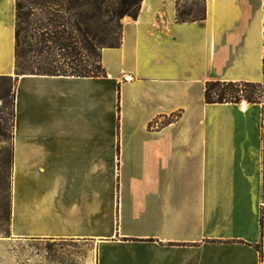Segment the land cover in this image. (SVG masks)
Masks as SVG:
<instances>
[{"label": "crops", "instance_id": "0c3cea01", "mask_svg": "<svg viewBox=\"0 0 264 264\" xmlns=\"http://www.w3.org/2000/svg\"><path fill=\"white\" fill-rule=\"evenodd\" d=\"M176 2L123 18L106 75L17 77L15 237L91 242L92 264H264V102L205 98L264 83V0H207L183 23ZM16 7L0 0V76H16Z\"/></svg>", "mask_w": 264, "mask_h": 264}, {"label": "trees", "instance_id": "16d2710c", "mask_svg": "<svg viewBox=\"0 0 264 264\" xmlns=\"http://www.w3.org/2000/svg\"><path fill=\"white\" fill-rule=\"evenodd\" d=\"M204 7L182 6L177 0V21L194 22L207 17ZM143 0H68V7H25L17 0L15 74L98 77L106 75L102 62L104 47L122 43L126 16L137 18ZM42 9L36 19L35 9ZM64 63L59 65L58 61ZM10 77V76H9ZM17 79V78H16ZM208 103L264 102V83L210 81L206 85ZM15 119V95H14ZM263 140H264V123ZM263 223V218H262ZM261 250V246H258ZM262 252V251H261Z\"/></svg>", "mask_w": 264, "mask_h": 264}, {"label": "rangeland", "instance_id": "374dc122", "mask_svg": "<svg viewBox=\"0 0 264 264\" xmlns=\"http://www.w3.org/2000/svg\"><path fill=\"white\" fill-rule=\"evenodd\" d=\"M25 7H68V0H22ZM204 7L203 0H181ZM42 9L36 8V19ZM123 20V19H122ZM64 63L63 59L58 61ZM17 76H0V264H92L94 245L72 239H20L12 232L14 95ZM264 174V171H263ZM264 198V183H263Z\"/></svg>", "mask_w": 264, "mask_h": 264}]
</instances>
